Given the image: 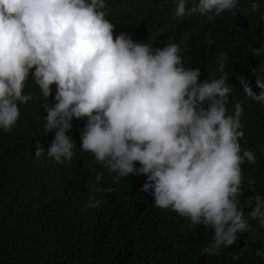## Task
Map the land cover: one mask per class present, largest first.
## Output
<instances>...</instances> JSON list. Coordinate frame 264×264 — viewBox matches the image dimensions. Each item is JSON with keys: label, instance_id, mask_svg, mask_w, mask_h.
<instances>
[{"label": "clouds", "instance_id": "1", "mask_svg": "<svg viewBox=\"0 0 264 264\" xmlns=\"http://www.w3.org/2000/svg\"><path fill=\"white\" fill-rule=\"evenodd\" d=\"M173 3L176 17L219 16L234 12L239 0ZM106 17L107 0H0V130L10 132L19 106L32 100L25 92L31 80L45 98L43 128L54 130L47 152L36 144L37 160L45 154L56 163L70 160L77 146L67 133L74 118H86L80 149L117 179L146 175L142 190L156 207L214 230L205 253L236 243L253 231L252 221L264 227V195L249 198L255 206L247 213L240 205L241 166L256 155L240 143L242 103L228 107L226 58H218L219 76L201 81L200 69L185 65L180 44L154 47L126 32L114 36L116 25ZM250 51L264 55V44ZM255 83L258 93L240 80L245 95L264 104V71ZM102 179L97 173L95 181ZM99 203L90 193L84 207ZM255 254L264 258V248Z\"/></svg>", "mask_w": 264, "mask_h": 264}, {"label": "trees", "instance_id": "2", "mask_svg": "<svg viewBox=\"0 0 264 264\" xmlns=\"http://www.w3.org/2000/svg\"><path fill=\"white\" fill-rule=\"evenodd\" d=\"M174 10L173 0H107L106 18L116 25L114 36L126 32L154 47L170 40L180 44L185 65L199 68L201 81L219 76L218 58H226L233 86L228 107L242 103L240 143L256 155L255 163L241 166L240 205L247 213L255 206L249 198L264 195V104L247 97L240 80L260 91L255 80L264 71V55L250 49L264 44V0H239L234 12L219 16L176 17ZM52 91L54 96L55 85ZM25 92L33 98L19 106L17 124L10 132L0 130V264H264L255 254L264 248V227L256 221L233 245L205 253L214 230L156 207L154 196L142 190L146 175L117 179L80 149L86 118H74L67 133L77 146L70 160L56 163L46 154L37 160L36 144L47 152L54 130L43 128L45 98L31 80ZM48 103H54L52 96ZM97 173L103 177L99 183ZM90 193L100 201L95 208L84 207Z\"/></svg>", "mask_w": 264, "mask_h": 264}]
</instances>
